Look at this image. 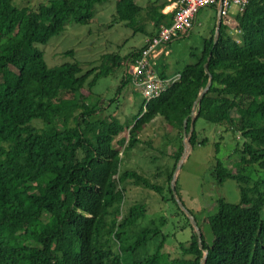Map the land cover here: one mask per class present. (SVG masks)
<instances>
[{
    "label": "trees",
    "instance_id": "1",
    "mask_svg": "<svg viewBox=\"0 0 264 264\" xmlns=\"http://www.w3.org/2000/svg\"><path fill=\"white\" fill-rule=\"evenodd\" d=\"M108 1L51 0L33 11L0 0V264H201L204 250L206 264H264V178L248 174L253 167L264 173V0H251L237 16L238 39L222 23L214 45L215 23L196 63L178 70L180 79L158 98L148 103L142 98L128 124L113 117L93 121L99 108L85 101L102 77L140 49L108 58L113 67L83 72L76 62L49 68L38 48L71 21L89 24L96 5ZM115 1L117 17L136 31L144 10L155 28L166 20L159 0L147 9L136 0ZM165 69L168 65L160 75L166 78ZM128 82L123 77L122 84ZM194 109L191 146L197 143L199 119L226 125L244 140L235 151L240 156L234 169L218 162L215 172L219 183L232 179L239 184L240 202L218 200L217 212L203 220L212 234L208 243L202 232L203 249L194 232L190 243L180 245V258L163 252L164 238L154 254L140 258L137 251L159 230L144 228L126 245V230L146 211L133 206L122 214L124 184L135 179L146 189L160 188L135 172L121 173V153L113 143L127 132L122 144L132 150L158 117L182 135L187 120L190 133ZM37 121L44 127L35 126Z\"/></svg>",
    "mask_w": 264,
    "mask_h": 264
},
{
    "label": "rangeland",
    "instance_id": "2",
    "mask_svg": "<svg viewBox=\"0 0 264 264\" xmlns=\"http://www.w3.org/2000/svg\"><path fill=\"white\" fill-rule=\"evenodd\" d=\"M14 1L18 7L28 6L33 11H38L41 5L48 4L51 0ZM137 4L141 8L146 7L142 0H138ZM231 16L234 17L233 14ZM216 20L217 8L204 7L197 17L191 36L169 46V54L165 59L174 74L183 67L196 63L202 54L204 41L211 37ZM149 21L147 10H144L138 18L137 31L127 27L116 15V1L110 0L96 5L94 18L89 24L80 25L71 21L64 32L38 48L49 68L74 62L79 64L83 72L92 68L100 69L103 65L113 67L114 62L108 58L124 57L142 48L149 36ZM232 35L238 39L236 33ZM69 51L74 52L73 56L66 55ZM124 76L123 65L116 67L92 89L90 99L85 102L91 107L99 108L93 121L113 117L128 124L138 113L142 102L141 93L131 82L122 84ZM92 79L93 76L87 84ZM79 101L83 102L80 97ZM35 126L43 128L44 124L37 121ZM196 132L197 143L191 146L188 143L190 136L185 138L179 129L170 127L158 117L141 133L138 144L132 150L125 151L128 143L122 144L123 139L129 137L127 132L120 134L113 143L114 148L121 153V173L135 172L160 188V192L146 189L135 179H127L126 185L124 184L126 194L122 214L126 215L133 206L143 207L146 211L134 227L126 230V245H132L137 234L144 228L159 230L158 236H153L145 248L137 251L140 258L154 254L162 238L165 239L163 252L172 259L180 258V245L190 243L194 235L188 214L197 221L206 241L211 243L212 234L209 226L204 223V218L217 212L220 199L230 204L240 202L239 184L232 179L219 183L215 172L218 162L234 169L240 156H236L235 151L242 147L244 140L237 131L226 125L211 124L203 119L196 122ZM204 140L206 142L202 144ZM180 154L181 157L177 160ZM258 172L257 167H253L248 174L255 180L263 179L264 173ZM173 180L176 194L170 192ZM262 217L264 219V210ZM115 249L118 250L117 247Z\"/></svg>",
    "mask_w": 264,
    "mask_h": 264
},
{
    "label": "built area",
    "instance_id": "3",
    "mask_svg": "<svg viewBox=\"0 0 264 264\" xmlns=\"http://www.w3.org/2000/svg\"><path fill=\"white\" fill-rule=\"evenodd\" d=\"M173 18L169 25H160L158 31L145 40L144 46L132 58L122 63L125 78L139 89L145 103L167 91L180 75L161 77L159 60L169 54V46L191 36L197 17L204 7L220 8L222 23L230 33L238 34L236 18L242 15L251 0H171ZM233 14L234 17L231 16Z\"/></svg>",
    "mask_w": 264,
    "mask_h": 264
},
{
    "label": "water",
    "instance_id": "4",
    "mask_svg": "<svg viewBox=\"0 0 264 264\" xmlns=\"http://www.w3.org/2000/svg\"><path fill=\"white\" fill-rule=\"evenodd\" d=\"M221 26H222V17H221V14H220V8H217V20H216V30H215V35H214V45L217 44L218 40H219V36H220V29H221ZM210 61V58L208 59V62ZM205 71L206 73H209V69H208V63L205 64ZM210 86H211V80L209 81L208 85L206 86V88L199 94L198 98H197V101H196V105L199 107L200 105V102L201 100L203 99V97L205 96V94L209 91L210 89ZM191 117H192V120H191V129H190V133L187 132V120H185L184 122V129H183V133H184V137L186 138L187 136H190L191 135V132L194 130V124H195V120H196V117H197V112L196 110L194 109L191 113ZM188 143H190V141L188 140ZM172 193L173 194H176L175 192V180L172 181ZM188 216L190 217L191 219V222H192V227L194 229V232L196 233L197 237H198V241H199V245H200V249H203V246H202V230L201 228L199 227L197 221L192 217L191 214H188ZM204 258L202 259V262L201 264H206V258L208 256V251L207 250H204Z\"/></svg>",
    "mask_w": 264,
    "mask_h": 264
},
{
    "label": "crops",
    "instance_id": "5",
    "mask_svg": "<svg viewBox=\"0 0 264 264\" xmlns=\"http://www.w3.org/2000/svg\"><path fill=\"white\" fill-rule=\"evenodd\" d=\"M142 1L144 3L143 5L146 6V7L142 8V9H145V8L147 9L152 3H154L157 0H142ZM137 2H138V0H136V3ZM147 3H149V4L147 5ZM158 5L163 7L161 13L166 16V20L160 25H169L171 23V21H172V18H173L172 1L171 0H159ZM149 22H150L151 25L149 27H147V33L149 34V36H151L153 33H156L158 31L159 27L158 28H154L155 27V22L153 20L150 19ZM152 28H154V29H152ZM167 65H168V62L166 61L165 57H162L159 60V74H160V71L161 72L164 71V70H161V67L162 66L167 67ZM177 73L178 72L176 71L175 74H174V72H172V70L169 67H168L167 70L165 69V74L167 75V77H172L174 75H178Z\"/></svg>",
    "mask_w": 264,
    "mask_h": 264
}]
</instances>
